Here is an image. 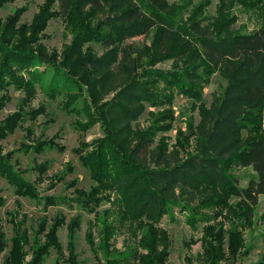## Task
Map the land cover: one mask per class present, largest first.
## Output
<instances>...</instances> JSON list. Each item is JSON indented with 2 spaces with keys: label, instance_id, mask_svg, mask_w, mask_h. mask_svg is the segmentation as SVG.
<instances>
[{
  "label": "trees",
  "instance_id": "16d2710c",
  "mask_svg": "<svg viewBox=\"0 0 264 264\" xmlns=\"http://www.w3.org/2000/svg\"><path fill=\"white\" fill-rule=\"evenodd\" d=\"M15 1L0 0V8ZM210 4L203 0L189 9L186 2L169 0H44L30 24L20 23L24 9L0 19V91L13 87L29 99L39 89L53 100L62 96V109L76 117L79 132L101 128V137L75 150L93 182L89 192H77L75 202L101 220L97 246L91 237L88 242L103 255L102 264H167L169 235L158 223L172 205L187 213L193 228L211 219L209 211L221 217L226 211L245 229L264 196V0H218L214 16L206 13ZM236 7L255 22L252 30L237 25ZM57 17L72 35L60 52L41 42ZM151 34L148 46L128 43ZM165 61L172 62L171 69L159 70ZM215 73L225 88L207 107L202 92ZM176 96L190 101L198 121H188L170 147L161 134L173 127ZM7 100L0 101V111ZM43 113L40 108L33 116L19 111L6 117L0 142L22 120ZM145 113L149 125L139 128ZM44 148L64 149L53 139L31 147L38 153ZM240 168L253 175L244 186L234 173ZM0 176L17 196L41 199L1 148ZM101 203L109 208L99 212ZM63 218L50 225L43 218L38 230L43 243L35 239L33 245L25 220H11L14 235L3 264H43L51 250L63 255L58 239ZM79 224L77 216L67 226L69 264H84L75 255ZM119 233L130 238L123 251L113 253L111 240ZM210 235L211 261L217 264L226 255L225 238ZM228 239L232 255L243 245L242 230L233 227ZM8 247L0 223V254Z\"/></svg>",
  "mask_w": 264,
  "mask_h": 264
},
{
  "label": "rangeland",
  "instance_id": "374dc122",
  "mask_svg": "<svg viewBox=\"0 0 264 264\" xmlns=\"http://www.w3.org/2000/svg\"><path fill=\"white\" fill-rule=\"evenodd\" d=\"M203 0H169L170 3H188V8L199 4ZM44 0H17L0 8V19L6 20L18 9L25 12L20 18V23L30 24L34 15L38 13L39 7ZM218 0H211V4L206 9L208 16H214ZM237 25L240 29L250 31L255 27V22L248 19V14L240 11ZM245 31V30H244ZM243 31V32H244ZM71 33L64 24L61 17L53 18L48 22L44 31L42 43L49 50L60 52L64 45L71 40ZM152 40V34L144 37H135L128 41L130 45L137 48L143 44L148 46ZM91 48L97 55H101L103 50L97 44H92ZM172 62L165 61L158 64L157 68L162 71H169ZM225 88V81L217 74H213L208 85L202 92L203 103L209 107L215 97L222 94ZM3 96V97H2ZM2 97V98H1ZM5 102L0 111V123L6 117L16 112L32 113L36 110L44 109L43 114L36 118L27 117L19 123L14 133L7 136L0 142L2 153L8 155L12 164L23 173V177L31 182L37 189L40 200L17 196L14 187L9 185L0 176V223L9 244L0 254V264L10 249V240L14 235L11 220L21 222L25 220V227L28 231L30 244L33 245L35 239L37 243H43V237L38 234L39 226L43 218H46L50 225L55 217H64V225L58 230V239L62 246L63 255H59L55 250H51L50 255L43 264H69L68 257L69 244V222L79 216V229L75 233L74 247L76 260L84 264H102L103 255L96 249H92L88 240L91 237L95 247L98 244V231L101 227L100 218L94 213L83 211L75 202L77 192L82 190L89 192L93 182L89 177V171L82 167L75 150L81 148V143H90L92 140L102 136L99 125L94 126L86 133L79 132L75 126V116L67 114L62 109L64 98L56 97L50 99L43 91L37 90L33 99L26 97L23 91H18L10 87L6 92L0 91V101ZM150 108H147V112ZM174 122L169 132L161 134L166 142L172 147L176 145L177 133L179 130L186 131V123L194 119L198 121L197 112H193L190 101L183 96H176L173 102ZM149 125L147 113L138 121L137 127L146 128ZM158 138V137H157ZM54 140L63 146V151L52 148H44L40 153L35 152L31 147L37 143ZM194 149V140L190 138V144ZM44 167L42 170L39 167ZM42 170V171H40ZM235 175L240 180V186L246 185L252 172L250 169H236ZM234 203V200H230ZM109 208V204L101 203L98 211ZM211 219L199 221L195 227H191L187 219V213L172 205L169 211L158 223V227L164 229L169 235V249L167 264H212L211 253L212 243L210 234H221L225 238L223 252L226 254L217 264H259L264 261V196L260 197L258 205L254 210V220L249 228L239 227L234 216L224 211L222 217L213 211H209ZM209 215V216H210ZM237 227L242 230L243 245L231 255L228 248V232ZM130 238V233L123 235L116 234L111 240V251L121 252L125 249V244ZM94 247V248H95ZM94 250L98 252L94 253ZM30 248H26L28 253L26 260L30 259Z\"/></svg>",
  "mask_w": 264,
  "mask_h": 264
}]
</instances>
